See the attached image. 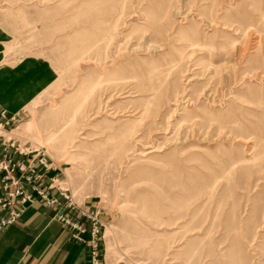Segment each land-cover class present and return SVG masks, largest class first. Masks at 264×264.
I'll return each mask as SVG.
<instances>
[{"label":"rangeland","instance_id":"1","mask_svg":"<svg viewBox=\"0 0 264 264\" xmlns=\"http://www.w3.org/2000/svg\"><path fill=\"white\" fill-rule=\"evenodd\" d=\"M0 22L55 71L0 134L98 205L110 264H264V0H0Z\"/></svg>","mask_w":264,"mask_h":264},{"label":"crops","instance_id":"2","mask_svg":"<svg viewBox=\"0 0 264 264\" xmlns=\"http://www.w3.org/2000/svg\"><path fill=\"white\" fill-rule=\"evenodd\" d=\"M10 42L0 22V112L16 115L55 81V71L40 56L25 54L15 47L8 53ZM54 174L47 171L43 188L58 196L54 183L48 189ZM78 204L98 209L91 199ZM61 216L83 221L63 199L58 204H48L34 194L17 221L0 230V264H89L88 232L83 234L84 241L75 240ZM105 259L104 264L111 263Z\"/></svg>","mask_w":264,"mask_h":264},{"label":"built area","instance_id":"3","mask_svg":"<svg viewBox=\"0 0 264 264\" xmlns=\"http://www.w3.org/2000/svg\"><path fill=\"white\" fill-rule=\"evenodd\" d=\"M16 122V115L0 112V132H7ZM49 168L44 155L39 151L30 150L26 144L0 134V230L17 221L26 205L33 200L34 194L48 204H58L63 199L83 220L61 216L71 228V236L77 241H84L83 234L88 232L89 264H104L102 222L98 211L92 212L75 203L67 189L59 186L55 185L58 196L50 195L43 188V180ZM54 180L51 178L48 189Z\"/></svg>","mask_w":264,"mask_h":264},{"label":"bare ground","instance_id":"4","mask_svg":"<svg viewBox=\"0 0 264 264\" xmlns=\"http://www.w3.org/2000/svg\"><path fill=\"white\" fill-rule=\"evenodd\" d=\"M104 258H106L105 254H104Z\"/></svg>","mask_w":264,"mask_h":264}]
</instances>
